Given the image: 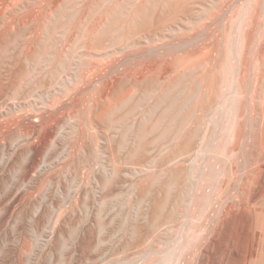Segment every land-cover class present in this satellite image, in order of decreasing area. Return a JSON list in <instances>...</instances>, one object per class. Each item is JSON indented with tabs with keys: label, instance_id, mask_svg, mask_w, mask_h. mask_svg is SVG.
Here are the masks:
<instances>
[{
	"label": "rangeland",
	"instance_id": "obj_1",
	"mask_svg": "<svg viewBox=\"0 0 264 264\" xmlns=\"http://www.w3.org/2000/svg\"><path fill=\"white\" fill-rule=\"evenodd\" d=\"M0 264H264V0H0Z\"/></svg>",
	"mask_w": 264,
	"mask_h": 264
}]
</instances>
